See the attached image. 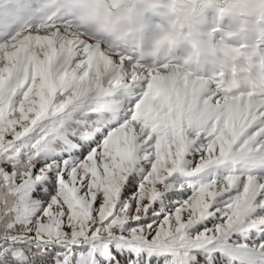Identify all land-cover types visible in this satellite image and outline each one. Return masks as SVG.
Segmentation results:
<instances>
[{"label": "snow or ice", "instance_id": "obj_1", "mask_svg": "<svg viewBox=\"0 0 264 264\" xmlns=\"http://www.w3.org/2000/svg\"><path fill=\"white\" fill-rule=\"evenodd\" d=\"M84 7L0 0V264H264V98L112 47Z\"/></svg>", "mask_w": 264, "mask_h": 264}, {"label": "clouds", "instance_id": "obj_2", "mask_svg": "<svg viewBox=\"0 0 264 264\" xmlns=\"http://www.w3.org/2000/svg\"><path fill=\"white\" fill-rule=\"evenodd\" d=\"M84 5L77 12L82 26H93V36L107 39L112 47L127 50L140 60L182 67L189 75L210 81L221 94L264 98V54L257 38L264 37V0H71ZM110 5V6H109ZM211 8L216 24L200 31L204 10ZM148 12H158L160 28L145 48ZM230 27L216 41L215 31L224 20ZM182 54V55H181ZM202 60L214 71L196 75ZM242 62V64H241ZM241 89H244L243 91Z\"/></svg>", "mask_w": 264, "mask_h": 264}, {"label": "trees", "instance_id": "obj_3", "mask_svg": "<svg viewBox=\"0 0 264 264\" xmlns=\"http://www.w3.org/2000/svg\"><path fill=\"white\" fill-rule=\"evenodd\" d=\"M159 30V29H158ZM158 30H156V31H158Z\"/></svg>", "mask_w": 264, "mask_h": 264}]
</instances>
